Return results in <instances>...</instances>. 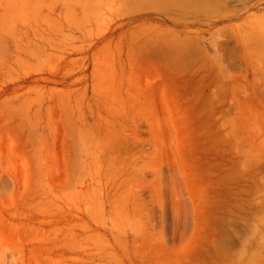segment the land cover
I'll return each instance as SVG.
<instances>
[{
	"label": "rangeland",
	"instance_id": "rangeland-1",
	"mask_svg": "<svg viewBox=\"0 0 264 264\" xmlns=\"http://www.w3.org/2000/svg\"><path fill=\"white\" fill-rule=\"evenodd\" d=\"M121 1L0 0V264H264V5L174 65Z\"/></svg>",
	"mask_w": 264,
	"mask_h": 264
},
{
	"label": "bare ground",
	"instance_id": "bare-ground-1",
	"mask_svg": "<svg viewBox=\"0 0 264 264\" xmlns=\"http://www.w3.org/2000/svg\"><path fill=\"white\" fill-rule=\"evenodd\" d=\"M123 1V6H124V9L126 10V11H129L128 13L127 12H125V14L127 15H133V14H135V12H137V14H144V15H146V17L148 18H150V17H156V18H158V19H163V20H161V21H158L157 23H155L153 26H149V31L147 32V33H151V36L150 37H148V38H150L151 40V42H152V45L150 44L149 46H151V47H154L153 48V50L155 51L156 50V52L157 53H166V52H168V53H170L169 55V57H171L172 58V64H174V60H178V62L180 61L181 62V60H182V62L184 61L182 58L184 57L185 58V56H188L189 57V54L187 55V51L189 50V48H191L192 46L191 45H193L194 46V48L196 49V52H200V51H203V49L202 50H198L197 51V49H198V46H199V49H201L200 47H201V45H199L200 44V41H199V44H198V41L196 40V37L195 38H192L190 35L192 34V33H190L191 32V30L193 29H195L196 30V28H197V26L199 25V24H202L203 22H204V24L206 23H208V26H206V24L204 25L205 27H208L209 28V25L211 24V25H213V26H218L220 23H227L229 20H230V18H232V17H237L240 13H242V12H245V11H247V12H249L250 10H252L253 9V11H256V9L255 8H257L258 6H259V8H261L264 4H263V2H264V0H122ZM121 1V2H122ZM262 4V5H261ZM263 8H264V6H263ZM123 9V10H124ZM249 9V10H248ZM124 10V11H125ZM260 10V9H259ZM258 11V10H257ZM256 11V12H257ZM261 11V10H260ZM259 11V12H260ZM262 11H264V9L262 10ZM246 13V12H245ZM251 13V12H250ZM250 13H247L248 15H250ZM248 15H247V17H248ZM241 16H243V15H241ZM243 17H245V15L243 16ZM251 17V16H250ZM237 18H239L240 19V17H237ZM254 18L256 19V17H255V15H254ZM144 19V18H143ZM233 19H236V18H233ZM232 19V20H233ZM239 19L238 20H236L235 22H233V23H236V22H239ZM242 19V18H241ZM240 19V20H241ZM244 19H246V18H244ZM260 19H262V17L260 18ZM156 20V19H155ZM263 20H264V18H263ZM262 20V21H263ZM243 21V20H242ZM256 21H258V23L259 24H257L256 23V25H260V22H259V20H258V18H257V20H255L254 21V23L256 22ZM261 21V20H260ZM261 21V23H263L264 24V22H262ZM230 22V21H229ZM232 22H230V23H232ZM241 22V21H240ZM239 22V23H240ZM244 23H245V21H243ZM242 22V24L240 23V25L242 26L244 23ZM148 25V24H147ZM150 25H152V24H150ZM234 25H237V24H234ZM239 24H238V26H240ZM200 26V25H199ZM203 26V25H202ZM203 26V28H200V29H198V31H202V29L203 30H205V27ZM212 26V27H213ZM261 26V25H260ZM148 27V26H147ZM147 27H145V28H147ZM196 27V28H195ZM144 28V27H143ZM199 28V27H198ZM211 28V27H210ZM234 28V27H233ZM237 29L238 30H240L241 29V27L240 28H238L237 27ZM262 29H264L262 26H261V30ZM141 30H143V29H141ZM206 30H208V29H206ZM223 30H226L224 27H223ZM233 30V29H232ZM241 30H244V29H241ZM147 31V30H146ZM197 31V30H196ZM248 31V30H247ZM264 31V30H263ZM204 32V31H203ZM225 32V31H224ZM242 32V31H241ZM244 32V31H243ZM144 33V32H143ZM197 33V32H196ZM238 33V32H237ZM225 35H228L227 37L229 38V34H227V32H225L224 33ZM146 35H148V34H146ZM192 35H194V34H192ZM250 36L252 35V34H249ZM248 35V36H249ZM140 36H141V34H140ZM142 36H144V35H142ZM152 36H154V37H152ZM203 35H201V37H202ZM246 37L247 38V41L248 40H250V38L252 39H255L254 38V36L252 37ZM206 37V36H205ZM203 38V37H202ZM222 38V37H221ZM226 38V37H225ZM246 38H245V40H246ZM197 39H198V37H197ZM204 39V38H203ZM206 39H207V37H206ZM205 39V40H206ZM230 39H231V37H230ZM252 39V40H253ZM153 40V41H152ZM221 40V39H220ZM244 40V39H243ZM245 40H244V42H245ZM148 41V40H147ZM202 41H204V40H202ZM201 41V42H202ZM230 41V40H229ZM251 41V40H250ZM220 44H223L222 42H219ZM252 43V42H251ZM147 44V43H146ZM197 44V45H196ZM202 44H204V43H202ZM217 44V42H215V40L213 41V43H212V45L213 46H215ZM220 44H219V46H220ZM242 44V43H241ZM245 44L247 45V43L245 42ZM244 44V45H245ZM206 45V44H205ZM218 45V44H217ZM147 46V45H146ZM249 46L250 45H248L246 48H249ZM251 46H253V44H251ZM151 47H150V49H151ZM225 46H222V48H224ZM254 47V46H253ZM252 47V48H253ZM257 46H255L253 49L255 50V48H256ZM149 48V47H148ZM193 47L191 48V51H192V57H194V56H200V54H201V52H200V54L199 55H197L198 53H196L195 51H193V50H195ZM149 49V50H150ZM231 49V48H230ZM229 49V50H230ZM262 49V48H261ZM148 50V51H149ZM226 50V49H225ZM228 50V54H230L231 53V51H229ZM236 50V49H235ZM250 50V49H249ZM145 51V50H144ZM247 51H248V49H247ZM204 53V52H203ZM153 54V53H152ZM186 54V55H185ZM194 54H196V55H194ZM155 55V54H154ZM153 55V56H154ZM231 55V54H230ZM230 55H229V57H230ZM158 56V55H157ZM164 57V56H163ZM167 57H168V55L167 56H165V60H167ZM168 57V58H169ZM192 57L190 58V59H192ZM233 57V56H232ZM170 58V59H171ZM187 58V57H186ZM205 58V57H204ZM160 59V58H159ZM188 59V58H187ZM189 59V60H190ZM195 59L197 60H199V57L198 58H196L195 57ZM195 59H194V61H195ZM169 60V59H168ZM189 60H187V62H185V63H187L186 64V67H188L189 65H188V63L189 64H191V62H189ZM220 60H222V59H220ZM169 61H171V60H169ZM166 62V61H165ZM179 62V63H180ZM201 63V60L200 61H197V64L198 63ZM233 62V61H232ZM184 63V62H183ZM193 63V62H192ZM200 63H199V65H200ZM221 63V62H220ZM195 64H196V61H195ZM195 64H191L193 67H195ZM203 64V63H202ZM201 64V65H202ZM205 64V63H204ZM208 64H210V63H208ZM175 65V64H174ZM188 65V66H187ZM178 66H180V65H178ZM192 66H191V69H192ZM190 68V67H189ZM187 69V72H189L188 70H191V69ZM198 68V67H197ZM196 67H195V69H196V71L198 70ZM199 68H200V66H199ZM195 69H194V71H195ZM193 70V69H192ZM201 70V69H200ZM231 70V69H230ZM195 71V72H196ZM199 71V70H198ZM180 72V71H179ZM227 72V71H226ZM181 73H183L182 71H181ZM189 73H191V71L189 72ZM185 74V73H184ZM194 74V73H193ZM193 74H191V75H193ZM197 74H199V73H197ZM219 74V73H218ZM190 75V74H189ZM219 76V75H218ZM179 77V76H178ZM217 77V76H216ZM219 77H221V76H219ZM176 78V77H175ZM231 78V77H230ZM229 78V79H230ZM203 79V77H201V80ZM199 80V79H198ZM204 80V79H203ZM217 80V79H216ZM219 80H220V78H219ZM187 81V80H186ZM200 81V80H199ZM205 81V80H204ZM203 81V82H204ZM170 82V81H169ZM196 82H198V81H196ZM198 84V83H197ZM200 84H202V82L201 83H199V86H200ZM203 85V84H202ZM198 86V85H197ZM196 86V87H197ZM196 87H194V88H196ZM221 87V86H220ZM223 87V86H222ZM228 87H229V85H228ZM198 88H200L201 89V87H198ZM223 89H224V87H223ZM227 89V88H226ZM226 89H225V91H226ZM199 89H197V91H198ZM220 90H222V88L220 89ZM220 90L218 91L219 93H220ZM230 90V89H229ZM187 91H188V89H187ZM201 91V90H200ZM203 91V90H202ZM199 92L198 91V93H200V94H202L203 92ZM192 92H194V91H192ZM195 92H196V90H195ZM217 93V92H216ZM223 93V92H222ZM190 94H192L191 92H190ZM194 94H196V93H194ZM193 94V95H194ZM200 94H199V96H200ZM225 94V93H224ZM224 94H222V97H223V103H225V101H224ZM227 94H228V90H227ZM233 94V93H232ZM228 95H230V94H228ZM217 96V95H216ZM220 96V95H219ZM227 96V95H226ZM233 96H234V94H233ZM222 97H221V99H222ZM236 97V96H235ZM234 97V98H235ZM188 98V97H187ZM231 98V95L229 96V99ZM227 99V98H226ZM229 99H227V100H229ZM236 99H239L238 97L237 98H235V100ZM193 100V99H192ZM240 100V99H239ZM239 100H236V102L237 101H239ZM244 100V99H243ZM221 101V102H222ZM231 101V100H230ZM186 102V101H185ZM233 102H234V100H233ZM190 103V102H189ZM228 104H230L229 102H227ZM238 103V102H237ZM233 105H235L236 103L234 102V103H232ZM239 104V103H238ZM238 104L236 105V106H238ZM218 105V104H217ZM216 105V106H217ZM223 105V104H222ZM221 105V106H222ZM233 105H231V106H233ZM240 105V104H239ZM242 105H243V103H242ZM244 105H245V103H244ZM214 106V105H213ZM220 106V107H221ZM226 107V106H225ZM233 107H235V106H233ZM242 107H244V106H242ZM215 108H217V107H215ZM215 108H213V109H215ZM223 108V107H222ZM239 108V107H238ZM224 109V108H223ZM222 109V110H223ZM231 110H232V107L230 108ZM235 109V108H234ZM240 109V108H239ZM239 109H238V111H239ZM218 110V109H217ZM204 111V110H203ZM202 111V112H203ZM243 111V110H242ZM235 113H236V111H234ZM246 112V111H245ZM228 113V112H227ZM226 113V114H227ZM231 113V111H229V114ZM232 113H233V110H232ZM197 114V113H196ZM200 114V113H199ZM198 114V115H199ZM225 115V114H224ZM200 116V115H199ZM229 116V115H228ZM212 117V116H211ZM196 118V117H195ZM197 119V118H196ZM189 120V119H188ZM215 122V121H214ZM189 123V122H188ZM212 125V124H211ZM213 126V125H212ZM264 126V125H263ZM234 140V139H233ZM231 148V147H230ZM232 149V148H231ZM231 151V150H230ZM235 151V150H234ZM215 167V166H214ZM214 169V168H213ZM218 170V169H217ZM256 171V170H255ZM253 173V172H252ZM258 174V173H257ZM264 174V173H263ZM251 175V174H250ZM253 175H255L256 176V173L254 174L253 173ZM252 176V175H251ZM227 178V177H226ZM247 179V178H246ZM249 179H256L255 177L254 178H250V176H249ZM254 181V180H253ZM250 182V181H249ZM252 182V181H251ZM255 183H257V182H255ZM252 184V183H251ZM253 185V184H252ZM256 186V185H255ZM256 189L258 188V186H256L255 187ZM251 189V188H250ZM252 190H253V188H252ZM255 190V189H254ZM259 190V189H258ZM261 190V189H260ZM177 207V206H176ZM225 212V214H224V216H222L221 217V222H220V224H219V227L218 228H220V231H219V229H218V232H220V239H218V252L220 251V252H224L225 253V255L227 256V257H236V255H237V253H241V252H244L243 250H242V248L240 249V250H238L237 252H234L233 250L237 247V244L239 243V241L243 238V236L248 232L247 231V229L246 228H240L239 226H238V224L237 223H240L239 221H237V222H234V221H236L235 219H233V217L234 216H237V215H234V212L233 211H231V209H228V210H226V211H224ZM232 219H233V221H232ZM186 224V223H185ZM217 229V228H216ZM246 229V230H245ZM214 230V229H213ZM184 231V230H183ZM186 232V231H185ZM240 246V245H239ZM237 249V248H236ZM214 250V249H213ZM206 252V251H205ZM207 253H209V250H208V252ZM213 255V254H212ZM160 256H158V255H156V256H154V258H155V261H157L158 262V258H159ZM226 257V258H227ZM206 259V258H205ZM214 259V258H213ZM217 260H218V258H217ZM224 260V259H223ZM232 260V259H231ZM233 261V260H232ZM230 262V261H229ZM161 263V262H160ZM209 263V262H208ZM203 264V263H202ZM211 264V263H210Z\"/></svg>",
	"mask_w": 264,
	"mask_h": 264
}]
</instances>
